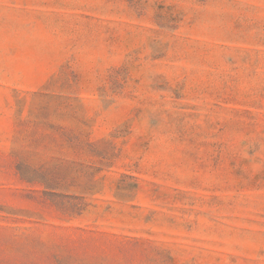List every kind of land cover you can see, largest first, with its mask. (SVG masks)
<instances>
[{"label": "rangeland", "instance_id": "rangeland-1", "mask_svg": "<svg viewBox=\"0 0 264 264\" xmlns=\"http://www.w3.org/2000/svg\"><path fill=\"white\" fill-rule=\"evenodd\" d=\"M0 264H264V0H0Z\"/></svg>", "mask_w": 264, "mask_h": 264}]
</instances>
